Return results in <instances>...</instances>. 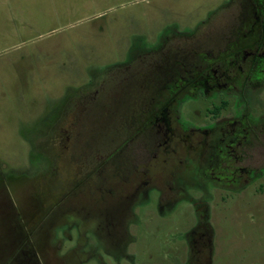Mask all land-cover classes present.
<instances>
[{
  "label": "flooded vegetation",
  "instance_id": "obj_1",
  "mask_svg": "<svg viewBox=\"0 0 264 264\" xmlns=\"http://www.w3.org/2000/svg\"><path fill=\"white\" fill-rule=\"evenodd\" d=\"M222 9L192 33L134 44L127 59L66 94L45 152L54 182L63 183L59 198L33 226L13 213L21 236L13 264H82L87 234L119 250L132 206L150 189L168 203L188 198V186H238L264 176V0H226ZM220 92L252 104L210 128L183 127L182 101ZM196 209L186 261L212 264L207 212ZM46 224L50 241L38 246L33 239ZM58 225L64 239L55 236ZM70 231L74 243L61 253Z\"/></svg>",
  "mask_w": 264,
  "mask_h": 264
},
{
  "label": "rangeland",
  "instance_id": "obj_2",
  "mask_svg": "<svg viewBox=\"0 0 264 264\" xmlns=\"http://www.w3.org/2000/svg\"><path fill=\"white\" fill-rule=\"evenodd\" d=\"M225 4L226 0H0V176L4 179L0 264H13V246L21 242L13 213L33 226L59 198L63 183L54 182L56 171L50 170L46 153L66 94L105 67L127 59L134 44H156L176 31L192 33L213 14L220 15ZM245 103L252 101L242 103L221 92L211 97L199 94L180 103L179 121L189 130L210 128L225 115L239 114ZM101 131L109 133L106 126ZM185 193L188 198L166 203L159 189H150L132 206L119 250H105L87 234L83 253L89 256L82 264L97 260L187 264L199 204L212 232V264H264V176L238 186L206 182L185 187ZM49 226L38 228L33 239L38 246L49 243ZM69 233L72 240H64L61 253L74 243V232ZM55 236L65 237L59 225Z\"/></svg>",
  "mask_w": 264,
  "mask_h": 264
}]
</instances>
